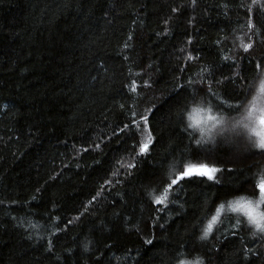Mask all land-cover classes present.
Segmentation results:
<instances>
[{"label":"trees","instance_id":"1","mask_svg":"<svg viewBox=\"0 0 264 264\" xmlns=\"http://www.w3.org/2000/svg\"><path fill=\"white\" fill-rule=\"evenodd\" d=\"M241 42L253 47L245 52ZM257 61L264 66V0H0V264H174L178 252L204 264H264V241L244 224L234 229L227 207L207 241L193 228L205 201L223 203L226 193L228 200H258L251 184L264 171V156L219 163L234 170L219 174L220 185L184 183L177 190L182 208L158 209L144 195L191 152L170 121L188 97L179 86L190 90L189 80L203 81L218 98L243 102L231 116L192 105L203 109L198 116L215 113L228 118L226 126H242L264 101L258 87L245 100L247 87L264 76ZM161 105L150 119L161 144L136 156L140 136L120 129L133 112ZM195 134L221 161L239 147L230 131ZM251 140L244 135L242 142ZM130 162L136 167L128 175ZM187 162L216 160L188 155ZM179 170L176 163L172 175ZM106 180L112 183L102 189ZM86 239L93 242L88 252ZM245 248L258 255L245 259Z\"/></svg>","mask_w":264,"mask_h":264},{"label":"snow or ice","instance_id":"2","mask_svg":"<svg viewBox=\"0 0 264 264\" xmlns=\"http://www.w3.org/2000/svg\"><path fill=\"white\" fill-rule=\"evenodd\" d=\"M192 3L195 4V0H192ZM173 12L178 11V9L173 8ZM249 27H254V25L249 22ZM191 43V40L188 41ZM241 47L245 52H248L252 47L253 43H243L241 42ZM183 51V49H181ZM188 59L192 60L194 57L189 54ZM227 60L228 57H225ZM98 68L101 71H106V67L103 61L98 63ZM255 67L259 73H264V66L257 61ZM239 76V73H237ZM257 80L259 81L258 86L254 83L247 87L245 92V100L248 96H250L254 91L257 90L261 95H264V76L258 75ZM219 83V82H218ZM189 85H192V88L186 89L185 85H180L179 90H185L188 92V97L185 99L183 103H178L175 111V115H170V121L174 119L177 122V130L181 132V134L189 140V147L191 148V152L187 155L185 153H181V157L178 162H174L169 167L171 171L168 173L167 178H162L160 185L154 189L153 191H145L144 195L148 198L149 202L155 204L158 209L162 206L163 208H167L169 203L179 204L182 208L183 204L179 202V195L177 194V190L182 192L183 184L186 182H192L195 180H199L200 183L204 182H212L215 185H220V173L227 172L231 174L234 170L232 168H224L218 166L219 163H239L242 159H252L256 155L264 156V110H262V114L259 115L258 123L260 125L259 131L250 128L251 124V113H249V117H246L248 123L243 124V126H233L232 121L227 122V128L224 130L225 133L231 132L233 143H239V147L236 151L232 152L230 156L226 157L223 161L219 159L218 154H209L207 150L204 149L203 143L201 139L196 138L195 129L197 126L200 127L201 133L204 132H211L212 128L216 126V123L219 121L217 117L213 115H207V121H212L211 127H205L201 119H197L195 123H192V113L193 112H202L203 109L200 107H192V105L197 104H208V112L213 110L221 112V113H228L229 116L233 112H239L241 108L244 107V103H233L231 102L232 98L223 99L218 98L215 93L211 92V86L209 85L207 88L203 86V81H201L200 85L197 86L196 83L192 80L188 81ZM145 86L150 87L145 82ZM137 89L136 82H132V91L135 92ZM178 90V94H179ZM203 93V95H200ZM174 99V98H173ZM168 103V101H165ZM161 107L153 106L150 109H147L144 113L137 114L136 112L132 113V119L128 124H125L123 128L120 129L121 132L130 134L131 138H136L138 135L143 137L142 140L137 139L136 143L133 145V151L136 156H145L150 153L158 144H161L163 139V134L161 133L159 136L153 134V126L150 123V119L155 118V113L160 111ZM254 110V109H253ZM244 129H250L252 135L258 137V141L251 140V143L242 142L244 137ZM195 147H192V145ZM163 146V145H161ZM99 148V144L96 145ZM251 147H255L260 151L252 152L250 151ZM138 149V150H137ZM244 152H247V155H243ZM171 154V153H169ZM190 155L192 159L195 160H209L215 159L216 163H192L187 162L185 163V159L187 156ZM176 163H179L180 170L178 175H172V172L176 171ZM136 167L135 163H128L126 165L127 174L131 175V169ZM119 174V170L113 173V176ZM241 174H243L241 172ZM259 178L256 183L251 184L252 191L254 193L259 194L258 200L246 199L244 196H238L233 200L227 199V193L225 194V201L220 204H215V201L211 203L205 201L204 204L201 206L202 212L204 213L202 219H197L196 223L193 225V228L200 229V236L199 239L201 241H207L214 233V231H219L220 227L223 224V219L225 218V214L222 212L226 207L230 213L234 214L232 216H227L229 221L231 222L234 219V223L232 227L234 229H239L241 224H244L250 231L253 237L259 236L262 241H264V171L258 174ZM119 182V181H117ZM251 183V181H247ZM111 180H106L104 185H102V189L105 186L111 185ZM222 186V185H221ZM159 191V195H156L155 192ZM239 189H232V193H238ZM175 195V199H171V196ZM100 196V192L96 194L92 198V201L89 203H93L97 197ZM83 215V213H81ZM80 217H76L79 220ZM159 219V217H157ZM207 221V223H205ZM69 224L72 223L71 220L68 221ZM31 227H35V225H30ZM159 227L161 229L164 228V224H160ZM235 234V233H233ZM31 238V237H29ZM92 241L86 239L82 243L83 251L88 252L90 246L92 245ZM145 243L147 245L154 246V238H147L145 239ZM48 251H52V241L48 240ZM248 253H255L253 249L245 248L244 255L245 259H247ZM185 256L184 252H178L174 257V264H204L203 259L197 257L195 260H187L183 258ZM139 264V262H138Z\"/></svg>","mask_w":264,"mask_h":264},{"label":"rangeland","instance_id":"3","mask_svg":"<svg viewBox=\"0 0 264 264\" xmlns=\"http://www.w3.org/2000/svg\"><path fill=\"white\" fill-rule=\"evenodd\" d=\"M262 110H264V101L263 100H260L259 101V106L257 108V113L256 114H251V117H250V120H251L250 128L251 129H255L256 131L261 130L260 129V125L258 123V120H259V115L262 114ZM198 114L199 113L195 112V118H196L195 121L197 119H201L203 122H205V124H204L205 127H211V125L213 123L212 121H207V115H213V116L217 117V120L219 121L218 123H216V126L214 128H212V131L211 132H207L206 131L204 133H201L200 127L197 126L196 128L199 131V133H201V134H209V135H215V134L222 135V134L225 133L224 130L227 128V126H226V119H228L227 117H222V116H219V114L216 115L215 113H213V114L212 113L211 114L204 113V114L199 115V116H198ZM193 117H194V114H193ZM245 123H248V120L247 119L243 120L242 123L240 121V125H242V126ZM244 135L247 136L248 138L249 137H251V138L254 137L256 141H258V139H259L258 137H255L254 135H252V132L250 131V129H244ZM142 139H143V137L140 136V140H142ZM258 199H259V196H258Z\"/></svg>","mask_w":264,"mask_h":264}]
</instances>
